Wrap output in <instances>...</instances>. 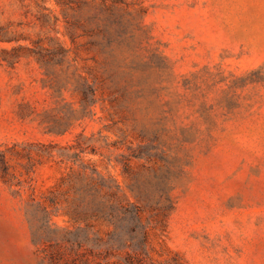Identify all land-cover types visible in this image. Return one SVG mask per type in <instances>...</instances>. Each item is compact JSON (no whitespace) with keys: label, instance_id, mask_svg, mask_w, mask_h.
Listing matches in <instances>:
<instances>
[{"label":"rangeland","instance_id":"374dc122","mask_svg":"<svg viewBox=\"0 0 264 264\" xmlns=\"http://www.w3.org/2000/svg\"><path fill=\"white\" fill-rule=\"evenodd\" d=\"M7 147L0 264L96 230L104 264H264V0H0ZM97 180L111 220L74 213Z\"/></svg>","mask_w":264,"mask_h":264},{"label":"trees","instance_id":"16d2710c","mask_svg":"<svg viewBox=\"0 0 264 264\" xmlns=\"http://www.w3.org/2000/svg\"><path fill=\"white\" fill-rule=\"evenodd\" d=\"M89 89L83 90L85 99L89 95ZM90 92L94 93L93 90ZM76 147V146H75ZM8 151L10 148L2 149L0 151V175L4 178L6 182H9L10 178V164L8 159ZM71 155V154H68ZM124 155L122 160H125V166L127 169L131 167V159L133 156H137L134 153H131L130 156ZM138 157V156H137ZM119 160V159H118ZM120 160V161H122ZM94 177V176H93ZM81 193V199L76 204L75 215L87 220L89 218L97 217L104 218L105 220H111L117 216V211L122 206L123 199L116 198L114 195L115 191L100 189L98 185V180L93 184H84L77 188ZM116 193V192H115ZM115 197V198H113ZM138 209L135 216L137 219L142 218V213L139 205H135ZM43 217L44 223L47 224L50 219V212L47 209ZM127 218L125 217V220ZM91 228V226L89 225ZM47 228V227H46ZM89 229V228H88ZM84 233V232H83ZM149 231L146 230L144 233V238L138 241V248L144 250L149 243ZM71 241L70 239H68ZM124 244V243H121ZM46 253V258H49V264H104V259H109L111 256L116 255V244L113 236L109 234L104 236L100 233L99 230L94 231V235L90 232L84 234H77L76 244L72 245L61 244L59 246H54L50 248L47 252V245L44 246ZM94 256V259L91 256ZM127 257H131V253L127 252ZM130 261V260H128Z\"/></svg>","mask_w":264,"mask_h":264}]
</instances>
